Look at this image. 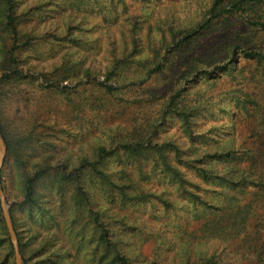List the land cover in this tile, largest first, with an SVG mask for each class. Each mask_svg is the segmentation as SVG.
I'll return each instance as SVG.
<instances>
[{"label": "rangeland", "instance_id": "rangeland-1", "mask_svg": "<svg viewBox=\"0 0 264 264\" xmlns=\"http://www.w3.org/2000/svg\"><path fill=\"white\" fill-rule=\"evenodd\" d=\"M11 1L18 32L15 56L22 75L13 82L0 80V122L11 141L10 153L6 155V151L4 156L7 163L3 159L0 169L1 186L20 239L28 244L26 257L41 242L34 235L48 238L56 233L59 237L57 246L49 241L55 243L48 248L50 261L40 262V256H32L27 263L68 264L69 258L58 255L69 253L77 264H108L111 255L107 250L101 248L93 253L97 243L90 210L79 202L75 183L65 179L62 171L69 173L82 159L91 160L98 145L109 146L123 140L133 129L146 126L160 109L162 94L176 87L175 74L184 71L188 57L182 56V62L173 56L170 72L150 76L141 89L132 86L126 88L125 94L108 97L98 87L107 73L104 67L113 63L114 55L120 70L130 67L126 71L124 68L120 78L127 83L152 60L154 53L157 59L166 58L167 47L186 30L196 28L194 21L203 17L211 0H121L115 20L110 13L105 14L106 19L101 17L104 10L90 8L85 4L87 0L83 4L77 0ZM5 9V1L0 0V77L2 61L12 42L4 25ZM134 26L141 37L135 56H128L132 39L122 42L120 31L128 33ZM240 28L239 19L233 17L221 24H210L192 41L200 57L194 59L198 63H193L201 70L198 77L185 84L188 97L184 103L198 108L188 122L191 129L186 121L174 116L158 127L154 140L160 144L170 142L167 152L173 153V146L184 155L204 140L211 144L214 138L220 140L221 146L231 139L236 145L240 137H264V63L248 60L240 53L234 58L235 64H229L230 74L216 67L224 62L222 54L229 39L234 37L232 43H242L237 34ZM248 33L249 30L244 35ZM250 42L264 49V29L253 32ZM122 50L123 56H118ZM82 66L93 69L90 76L79 71ZM208 71L213 73H205ZM241 92L250 93L253 101L238 104L228 99V93ZM108 161V171L121 167L116 157ZM152 165L148 160L143 168L148 170ZM157 167L146 181L138 180L136 170L133 175L137 187L154 196L162 195L163 199L152 196L138 203H121L102 195L93 197L114 227L120 240L118 247L132 264L196 263L203 256H217L223 249L236 250L245 236L254 243L258 234H264V197L256 198L262 194H256L260 190L253 184L235 190L213 188L199 180L193 170L181 166L185 177L198 185L188 188L208 203L200 206L189 201L188 192L170 182L169 176ZM35 171L42 172V176L35 183L36 206L29 216L21 205L24 177ZM81 183L89 192L100 188L93 177L83 176ZM230 197L239 198L236 214L229 212L234 208ZM245 204H250L253 211L246 212ZM50 215L59 223L57 228L49 224ZM8 250L0 226V264H14V252L9 261L8 256L5 258Z\"/></svg>", "mask_w": 264, "mask_h": 264}, {"label": "trees", "instance_id": "trees-1", "mask_svg": "<svg viewBox=\"0 0 264 264\" xmlns=\"http://www.w3.org/2000/svg\"><path fill=\"white\" fill-rule=\"evenodd\" d=\"M4 1L6 8L4 25L6 31L11 36L12 42L7 56L2 61V74L0 80L3 83H8L19 78L18 76L22 75V71L19 68L18 60L15 56L18 47V32L16 29L15 17L12 15V1ZM84 1L85 0H77L78 3L81 2L82 4ZM119 2H121V0H87L85 4L90 8L103 9L104 11L101 13V17L103 16L104 19H106V16L110 13L111 18L115 20L118 17L116 15H118L117 4H119ZM204 9L205 14L203 13V17L201 16L194 21L196 22V28L193 27L190 30H186L179 37V40L167 47L165 50L166 58L162 56V59H157V55L155 56L154 53L152 60L147 65L138 69L136 71L137 73L130 78L127 77V83H124L120 79L122 78L121 74H123L122 72L125 67L123 70L119 69L116 61L117 59L115 60L117 55H114L112 58L113 63L108 67H104V70H107V73L98 87L100 93L108 97H114L121 93L125 94L127 93L126 88L132 86H137L135 89H141L150 76L155 77L158 74L171 71L173 56L175 59H180L182 62V56L188 57L184 61L186 64L184 71L181 73L180 70H178V73L175 74L176 87L171 88L162 94V98H160V109L155 113L152 119H149L146 126L142 125V127L133 129L131 134L123 137V140L111 143L109 146L104 144L98 145L91 160L84 158L79 166L74 168L71 172L65 173V171H62V175H64L65 179L69 180L71 178L75 183L79 202L87 206L90 210L91 222L95 229L94 242L97 243V247L93 250V253L96 254L101 248L105 249V251L107 250V253H110L111 255L108 264H132V262L130 257L123 252V249L118 247L120 240L119 238H116L114 227H112L111 223L106 219L105 214L101 213L102 211L97 208V201H94L93 197L102 195L106 196L109 200H118L121 203H124V201H134L138 203L154 196L149 192L143 191L140 187H137L138 183H136L133 170L138 171V176H140V178H138L139 181H146L147 178H150V176L155 174V169L153 168L160 166L162 169L160 172L164 173L165 176H169L170 182L177 187L187 191L189 201H194L196 204L199 203L200 206L205 204L208 205V203L205 199L201 198L199 195L197 196L194 191H191L188 188V186L195 188L198 185H193V181H190L189 178L185 177L184 171L180 169L181 166L193 170L195 176L199 178V180L209 184L213 188L218 187L220 189L235 190L239 187L244 188L249 184H253L260 190L256 194H262L258 195L259 197L256 198L259 199L264 197V193H260L261 190H264V176L260 172V167L262 169L264 168V137H256L254 139L252 138V140H245L240 137V140L235 142L236 145H233L234 141L231 139L227 145L221 144V146V142H219L220 140L218 138H214L211 141V144L208 143V140H204L197 149L191 147L187 154L184 155H181L180 151L175 150L173 146V153H170L171 151L167 152L168 147L172 145L170 142H163L160 144L154 140L158 127H160L167 118L171 116L179 117L186 121V124L189 125V128L191 129V125L188 122H190V119L195 116L198 106L195 104L188 106V103H184L188 97V93L185 92L187 90L185 84L191 83L194 78L198 77L197 72L201 70L196 66L199 60L198 58H200L197 57L198 47L195 45L191 46L193 45L191 43L198 38V34L202 29L206 27L208 28L210 24H221L222 21L233 17L239 19L242 28L238 29L239 31L237 34L239 35V40H241L242 43L245 42V44L239 43L242 44L239 45L238 43H232V41L235 40L234 37L233 39H229L230 44L224 47V55L222 54V60L224 62L216 65V67L223 68L227 74H230L232 71L231 70L228 73V70L231 69L229 64L234 65V58L240 53L248 60L255 59L264 63L263 46L254 43L252 44L250 42L253 39V32H258L259 30L264 29V0H211ZM135 27L136 26H134L128 33L123 31V29L120 31L122 42L125 41L128 43L126 39H132L131 47L128 45V56H135L136 49L139 45V38L141 37L139 31L136 30L137 28ZM248 30L249 33L244 35ZM118 56H123V50ZM195 58L198 60H194ZM125 60L127 61L128 59L125 57ZM193 61H197L196 65ZM129 68L130 67H126L125 71ZM95 70L99 71L101 69ZM79 71L90 76L93 69L91 67L85 68L82 66L79 67ZM205 73H209L210 75L213 72L208 71ZM227 96L233 103L238 104H241V102L246 103V101H253V99L250 98V93L247 92L236 94L228 93ZM196 99L198 102L202 101V98ZM0 132L6 144V155H8L10 153L11 141L4 133V127L1 122ZM114 157H116L117 162L121 164V167L116 170L113 169L112 171H108V160ZM148 160H151L153 168L146 170L143 167ZM6 163L7 160L5 157L4 164ZM84 165L85 168H83ZM218 165L222 166L221 169H218ZM41 176L42 172L35 171L24 177V198L21 205L28 210L29 216L32 215L36 206L35 183ZM83 176L93 177L95 185L100 188L94 192H89L81 183ZM0 181H2L1 170ZM154 197L163 199L162 195H155ZM238 200V197H230L229 201L234 208L230 209L229 212L233 214L237 213ZM92 205L95 209H91ZM39 208L41 209L42 206L39 205ZM250 208H252L250 204L244 205V209L248 213L250 210L251 212L253 211V209ZM9 213L17 235L23 264H28L27 260L32 256H40L38 258L40 262L42 260L50 261L51 258L47 255L48 248L49 245H54L55 243H50L49 241L56 242V245L54 246L59 244V237H57L56 233L48 238H40V234L34 235L41 242L38 244V248L35 249L33 254L31 253L26 257L25 254L28 244L21 241L18 231L16 230V219L12 215L10 208ZM50 219L49 224H52L54 228H57L59 223L56 221L55 217L50 215ZM232 219L235 218H231V220ZM41 221L45 223L44 218L41 219ZM0 226L2 227V233L5 235L6 241L8 242L9 250L5 255V258L8 256L7 260L9 261V257L13 254V248L6 231L1 208ZM238 226L240 228L239 222ZM258 235L259 236L254 239V243L249 241L247 238L248 236H245L240 240L243 242H239V248L236 250L223 249L217 256H203L196 263L191 262L186 264H264V234L261 233ZM45 254L47 257L43 259L42 256ZM61 255H64L66 259L69 258L70 261L68 264H77L74 257H71L69 253L60 254L58 257ZM99 261L100 259L98 262Z\"/></svg>", "mask_w": 264, "mask_h": 264}, {"label": "water", "instance_id": "water-1", "mask_svg": "<svg viewBox=\"0 0 264 264\" xmlns=\"http://www.w3.org/2000/svg\"><path fill=\"white\" fill-rule=\"evenodd\" d=\"M5 153H6V144H5L3 136L0 133V169L3 163ZM0 208H1L2 216L5 222L6 228H7L8 235H9L12 247H13L14 264H23L22 255H21L19 245H18L17 235L15 233L12 219L9 213V207H8V204L6 202V199H5L2 187H1V181H0Z\"/></svg>", "mask_w": 264, "mask_h": 264}]
</instances>
